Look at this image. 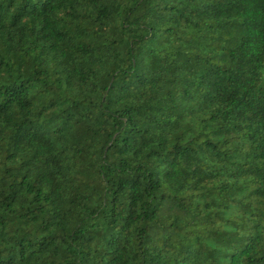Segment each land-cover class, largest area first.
I'll return each mask as SVG.
<instances>
[{"label": "trees", "instance_id": "1", "mask_svg": "<svg viewBox=\"0 0 264 264\" xmlns=\"http://www.w3.org/2000/svg\"><path fill=\"white\" fill-rule=\"evenodd\" d=\"M0 264H264V0H0Z\"/></svg>", "mask_w": 264, "mask_h": 264}]
</instances>
